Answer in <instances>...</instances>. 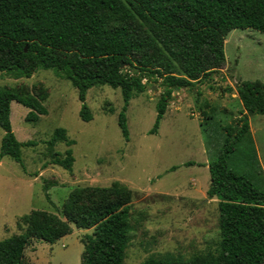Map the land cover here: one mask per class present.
Listing matches in <instances>:
<instances>
[{
    "label": "trees",
    "instance_id": "trees-1",
    "mask_svg": "<svg viewBox=\"0 0 264 264\" xmlns=\"http://www.w3.org/2000/svg\"><path fill=\"white\" fill-rule=\"evenodd\" d=\"M235 29L264 34V0H0V74L18 80L51 70L77 90L84 122L92 120L89 89H119L123 106L117 123L128 141L126 111L146 82L160 80L164 88L149 131L155 135L174 90L191 91L221 72L224 43ZM235 92L242 109L234 124L223 127V144L207 164L206 197L218 201V252L190 264H264V176L249 134V118L264 116V83L242 81ZM46 98L0 88V160L21 164V149L37 145L16 139L11 103L28 109L26 121L35 123L48 114ZM58 143L75 144L61 128L46 142L49 150ZM52 155V164L72 172L71 149L62 159ZM231 156H240L245 172L230 167ZM131 200L119 183L73 189L62 203L63 218L41 210L22 217L25 231L0 241V264H30L25 251L34 240L54 244L72 227L90 231L81 239V264H124ZM141 264L177 263L148 259Z\"/></svg>",
    "mask_w": 264,
    "mask_h": 264
},
{
    "label": "rangeland",
    "instance_id": "rangeland-1",
    "mask_svg": "<svg viewBox=\"0 0 264 264\" xmlns=\"http://www.w3.org/2000/svg\"><path fill=\"white\" fill-rule=\"evenodd\" d=\"M224 55L226 63L211 81L191 91L172 92L155 135L149 131L164 88L160 80L146 82L145 91L129 102L126 111L128 141L117 123L123 106L119 89H89L86 104L92 120L84 122L79 117L77 90L51 70L18 80L0 74V88L46 94L43 105L48 112L30 123L26 121L29 110L11 103L10 122L16 139L37 145L21 149V164L9 157L0 160V241L23 233L22 217L33 210L63 218L62 203L73 189L119 183L132 194L124 264L148 259L190 264L216 256L220 241L217 202L207 200L209 170L197 164H208L217 157L225 138L223 127L237 119L241 105L237 84L264 83V34L232 30L224 43ZM60 128L75 144L58 143L49 150L46 142ZM249 134L263 167L264 116L249 119ZM3 135L0 129V143ZM68 149L74 157L72 172L52 164L53 153L62 159ZM240 159L229 158L230 167L238 173L247 169ZM187 162L196 164L186 167ZM86 234L90 231L72 227L71 234L54 244L34 240L26 248V259L30 264H81V239Z\"/></svg>",
    "mask_w": 264,
    "mask_h": 264
},
{
    "label": "crops",
    "instance_id": "crops-1",
    "mask_svg": "<svg viewBox=\"0 0 264 264\" xmlns=\"http://www.w3.org/2000/svg\"><path fill=\"white\" fill-rule=\"evenodd\" d=\"M205 96V95H204ZM224 96H226V94L224 95ZM220 97H221V100L222 101H224L226 98L225 97H223L222 96V93H220ZM239 106H240V109L239 110H241L242 109V106L240 105V103H239ZM168 107V106H167ZM249 119H251V117L249 118ZM258 157H259V160H260V162H261V164H262V159H261V156H260V153L258 152ZM263 165V164H262ZM204 167H207L208 168V166H207V163H204ZM261 169H262V172H263V175H264V166L263 167H261ZM205 194H206V192H205ZM208 201H211V202H218L216 199H207Z\"/></svg>",
    "mask_w": 264,
    "mask_h": 264
}]
</instances>
